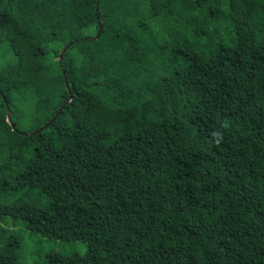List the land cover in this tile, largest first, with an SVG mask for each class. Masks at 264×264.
<instances>
[{"label":"trees","instance_id":"obj_1","mask_svg":"<svg viewBox=\"0 0 264 264\" xmlns=\"http://www.w3.org/2000/svg\"><path fill=\"white\" fill-rule=\"evenodd\" d=\"M23 253L264 264V0H0V262Z\"/></svg>","mask_w":264,"mask_h":264},{"label":"rangeland","instance_id":"obj_2","mask_svg":"<svg viewBox=\"0 0 264 264\" xmlns=\"http://www.w3.org/2000/svg\"><path fill=\"white\" fill-rule=\"evenodd\" d=\"M15 230L20 231L21 233L24 232L23 228L21 226H16ZM24 241H25V245L28 248H31L35 241L37 240L36 237H29L28 236V232H24ZM41 244L43 245V250H47V248H55L57 250L60 251H72V250H78V251H84L85 250V243L82 241H74L70 243V247L67 249H64V247L62 245L59 244V241H55L53 239L51 240H42ZM0 264H3L0 262ZM21 264H39L38 262H36V259H34L30 253H23L22 254V263Z\"/></svg>","mask_w":264,"mask_h":264},{"label":"water","instance_id":"obj_3","mask_svg":"<svg viewBox=\"0 0 264 264\" xmlns=\"http://www.w3.org/2000/svg\"><path fill=\"white\" fill-rule=\"evenodd\" d=\"M98 8V2L96 3V9ZM99 28H101V22H99ZM98 35H96V37H97ZM69 47V44H67L66 45V47L62 50V53L60 54V59L62 58V56H63V53L66 51V49ZM63 76H64V84H65V87H66V89L68 90V92L71 94V89H70V85H69V82H68V80H67V76H66V73H65V71L63 70ZM70 98L71 97H69V99L67 100V102L70 100ZM62 109V106H61V108L59 109V111L55 114V116H57L58 114H59V112H60V110ZM6 116H7V121L12 125V121H11V117H10V114H9V111H8V109L6 110ZM55 116H54V118H55ZM53 118V119H54Z\"/></svg>","mask_w":264,"mask_h":264}]
</instances>
